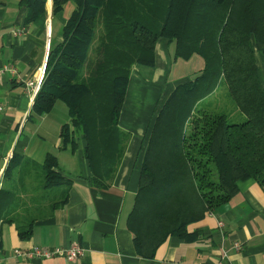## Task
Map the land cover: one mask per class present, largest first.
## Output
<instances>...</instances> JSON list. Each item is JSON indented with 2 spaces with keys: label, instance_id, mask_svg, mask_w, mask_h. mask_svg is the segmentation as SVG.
<instances>
[{
  "label": "trees",
  "instance_id": "1",
  "mask_svg": "<svg viewBox=\"0 0 264 264\" xmlns=\"http://www.w3.org/2000/svg\"><path fill=\"white\" fill-rule=\"evenodd\" d=\"M24 2L26 23L45 12L47 0ZM68 3L74 9L63 40L52 38L32 117L66 104L60 135L74 149L85 140L93 187H109L120 168L131 136L119 124L130 78L135 66L155 65L158 40L175 41L177 59L205 61L155 115L127 221L139 256L153 258L170 236L194 239L189 226L217 214L240 181L253 178L264 190V85L254 48L264 44V0H53V14ZM223 81L239 122L201 105ZM3 178L0 226L13 224L22 239L66 204L72 184L53 153L43 164L13 153Z\"/></svg>",
  "mask_w": 264,
  "mask_h": 264
},
{
  "label": "crops",
  "instance_id": "2",
  "mask_svg": "<svg viewBox=\"0 0 264 264\" xmlns=\"http://www.w3.org/2000/svg\"><path fill=\"white\" fill-rule=\"evenodd\" d=\"M73 9L74 4L68 3L54 15L53 0H47L45 12L26 23L29 8L24 0H0V68L11 65L19 72V77L0 72L1 185L7 181L2 173L13 153L38 164L53 153L60 171L72 181L66 204L36 221L29 238H20L13 224H1L0 264H264V190L253 178L240 181L239 192L217 214H208L189 226V231H198L194 239L170 236L153 258L138 255L127 227L156 105L204 69L205 61L199 55L177 59L176 42L161 38L155 65L135 66L119 122L131 136L116 177L105 189L89 183L85 140L79 137L74 149L60 135L61 126L70 121L66 105L57 101L49 113L32 117L35 96L27 83L36 79L47 62L52 38L63 40V27ZM254 48L264 85V44ZM219 219L223 227L218 225ZM234 241L242 243L243 250H236ZM73 245L84 249L76 261L63 256L24 259L14 254L16 249ZM224 250L228 257L223 256Z\"/></svg>",
  "mask_w": 264,
  "mask_h": 264
},
{
  "label": "built area",
  "instance_id": "3",
  "mask_svg": "<svg viewBox=\"0 0 264 264\" xmlns=\"http://www.w3.org/2000/svg\"><path fill=\"white\" fill-rule=\"evenodd\" d=\"M46 63L39 68L38 75H37L36 79L32 82L27 83V86H29L31 88L34 96L37 95V93L39 92V90L41 88V84H42L44 74H45ZM0 72L9 73L11 75L19 77L18 69L14 66H11V65L2 66L0 68ZM2 108L3 107L0 103V112L2 111ZM3 173H2V175H3ZM0 186H1V182H0ZM218 225L220 227H223L224 222L221 219H219ZM243 246L244 245H242V243L237 242V241H234V243H233V247L239 251L243 250ZM14 254H16L20 258H24V259H49V258H53V257L63 256L68 261H76L83 256L84 249L79 245H73L71 247H56V248L34 247L30 250L16 249V250H14ZM223 256L228 257L227 250L223 251Z\"/></svg>",
  "mask_w": 264,
  "mask_h": 264
},
{
  "label": "rangeland",
  "instance_id": "4",
  "mask_svg": "<svg viewBox=\"0 0 264 264\" xmlns=\"http://www.w3.org/2000/svg\"><path fill=\"white\" fill-rule=\"evenodd\" d=\"M164 101L165 99L163 98L158 101L156 105V113L159 111ZM61 103L62 105H66L63 101H61ZM202 104L216 107L218 111L225 112L229 116L230 122H239L244 118L243 114L234 104L229 89L224 81L218 86L216 92L204 100L201 105Z\"/></svg>",
  "mask_w": 264,
  "mask_h": 264
}]
</instances>
